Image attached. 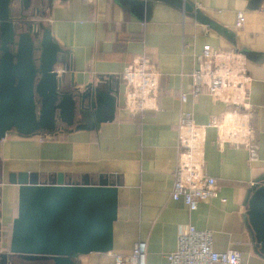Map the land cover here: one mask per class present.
I'll use <instances>...</instances> for the list:
<instances>
[{"label": "crops", "instance_id": "0c3cea01", "mask_svg": "<svg viewBox=\"0 0 264 264\" xmlns=\"http://www.w3.org/2000/svg\"><path fill=\"white\" fill-rule=\"evenodd\" d=\"M190 1L232 31L234 44L166 9H158V26L168 25L159 31L114 0H56L50 23L70 50L76 80L118 77L115 119L98 132L5 138L3 228L17 214L18 188L7 184L9 172L106 174L123 182L113 251L92 255L87 264H114L141 241L146 264H167L187 225L211 231L216 252L233 250L240 264H264L246 216L252 182L264 173V1L259 10L249 0ZM239 12L245 20L238 26ZM205 46L209 57H202ZM175 191L203 199L189 211L182 197L171 198Z\"/></svg>", "mask_w": 264, "mask_h": 264}, {"label": "water", "instance_id": "95a60500", "mask_svg": "<svg viewBox=\"0 0 264 264\" xmlns=\"http://www.w3.org/2000/svg\"><path fill=\"white\" fill-rule=\"evenodd\" d=\"M263 1L249 0V8L259 10ZM114 2L153 30L167 29L170 19L161 29L157 18L158 9H166L183 23L196 22L234 44V33L190 0ZM55 3L0 0V147L7 137L44 140L98 132L115 119L118 77L100 76L86 85L76 80L70 50L53 34ZM6 181L18 188L17 214L0 264H87L92 255L113 251L120 177L9 172ZM247 206L248 226L258 254L264 256V173L252 182Z\"/></svg>", "mask_w": 264, "mask_h": 264}, {"label": "built area", "instance_id": "2783aa9c", "mask_svg": "<svg viewBox=\"0 0 264 264\" xmlns=\"http://www.w3.org/2000/svg\"><path fill=\"white\" fill-rule=\"evenodd\" d=\"M237 25L244 22V14H237ZM212 50L205 46L202 51V57H209ZM184 100V97H182ZM252 187V185H251ZM180 197L189 211H195L198 203L203 197H198L190 192L180 195L176 191L172 193L171 198L178 200ZM147 245L145 242H137L132 253L127 256H116L114 264H146ZM167 264H240V253L228 250L218 253L213 248V233L211 231L197 230L191 225L179 230L176 249L166 256Z\"/></svg>", "mask_w": 264, "mask_h": 264}, {"label": "rangeland", "instance_id": "374dc122", "mask_svg": "<svg viewBox=\"0 0 264 264\" xmlns=\"http://www.w3.org/2000/svg\"><path fill=\"white\" fill-rule=\"evenodd\" d=\"M7 234H8V229L5 230V234L3 235V243L0 244V249H3V250L7 249V244H8V242H7Z\"/></svg>", "mask_w": 264, "mask_h": 264}, {"label": "flooded vegetation", "instance_id": "af4514ba", "mask_svg": "<svg viewBox=\"0 0 264 264\" xmlns=\"http://www.w3.org/2000/svg\"><path fill=\"white\" fill-rule=\"evenodd\" d=\"M5 228L2 227V225H0V244L3 243V235L5 234ZM2 252H7V250H3V249H0V253Z\"/></svg>", "mask_w": 264, "mask_h": 264}, {"label": "trees", "instance_id": "16d2710c", "mask_svg": "<svg viewBox=\"0 0 264 264\" xmlns=\"http://www.w3.org/2000/svg\"><path fill=\"white\" fill-rule=\"evenodd\" d=\"M10 233H11V227L8 229L7 242H9L10 240Z\"/></svg>", "mask_w": 264, "mask_h": 264}]
</instances>
